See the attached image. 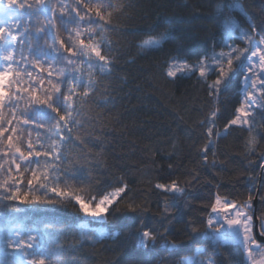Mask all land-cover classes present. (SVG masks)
I'll use <instances>...</instances> for the list:
<instances>
[{
	"label": "trees",
	"instance_id": "16d2710c",
	"mask_svg": "<svg viewBox=\"0 0 264 264\" xmlns=\"http://www.w3.org/2000/svg\"><path fill=\"white\" fill-rule=\"evenodd\" d=\"M234 2L112 0L122 7L109 18V30L103 37L107 47L102 44V51L114 67L111 74L94 77L97 90L86 98L80 127L73 133L87 142L91 176L85 170L78 174L91 181L93 194L119 186L120 177L128 190L102 221L85 218L71 206L37 213L54 216L66 227L90 221L91 227L110 234L94 245L78 244V250L65 258L66 264H180L194 247H203L216 264L244 261L240 245L217 248L203 232L216 194L242 203L254 191L250 178L256 185L252 203L260 186L257 213L259 217L264 214V199L260 198L264 195V111L254 113L256 153L248 154L247 130L233 126L229 135L216 141L215 156L212 150L205 154L202 148L208 140L210 113L219 108L215 135L239 107L243 96L240 78L217 99L209 95L208 84L214 76L204 81L198 74L166 75L173 60L195 64L213 50V45L220 51L226 20H234L248 31L249 23L255 24L258 32L264 30V0H240L247 15L233 11ZM162 34L167 39L159 48L140 47L144 40ZM61 38L68 40L66 33ZM233 43L245 46L239 39ZM82 147L73 148L72 154L83 156ZM204 155L208 156L207 164ZM173 180L185 189L182 197L154 187ZM129 203L134 204L135 212L129 210ZM190 225L200 231L192 232ZM142 230L158 233L154 245H141ZM168 243L176 248L167 247Z\"/></svg>",
	"mask_w": 264,
	"mask_h": 264
},
{
	"label": "snow or ice",
	"instance_id": "6c2138e0",
	"mask_svg": "<svg viewBox=\"0 0 264 264\" xmlns=\"http://www.w3.org/2000/svg\"><path fill=\"white\" fill-rule=\"evenodd\" d=\"M121 7L112 0H0V264H66L65 258L78 250V244L94 245L110 235L91 227L90 221L66 227L54 216L46 218L37 213L71 206L85 218L99 219L128 190L120 177L119 186L93 194L91 181L78 174L85 170L91 176L87 142L73 133L80 127L86 98L97 90L94 77L113 70V60L102 51V44L107 47L103 37L109 30V18ZM232 10L247 15L240 0H235ZM248 28L251 31L226 20L220 51L213 45V50L195 64H169L166 75L170 78L178 73L198 74L207 81L214 76L208 84L209 95L217 99L240 78L243 96L239 107L234 118L215 135L219 108L210 113L208 140L202 148L205 154L212 150L215 156L216 141L229 135L233 126L247 130L249 156L257 152L254 113L264 111V30L258 32L251 23ZM62 33L67 34V42ZM166 39L163 34L151 37L140 47L159 48ZM235 39L245 46L233 43ZM80 146H84L80 148L84 155H73L72 149ZM203 160L207 164L208 156ZM212 164L214 167L215 160ZM250 184L254 191L242 203L216 194L203 236L217 248L240 245L245 257L242 264H264V241L257 240L254 232L256 229L264 237V214L254 224L256 185L252 178ZM154 187L176 197L185 193L175 180ZM127 207L136 211L133 203ZM168 211L165 205L164 212ZM190 227L192 232L200 231L196 225ZM157 236L142 230L141 245H154ZM167 247L174 249L176 245L168 243ZM182 264L216 261L194 247Z\"/></svg>",
	"mask_w": 264,
	"mask_h": 264
},
{
	"label": "water",
	"instance_id": "95a60500",
	"mask_svg": "<svg viewBox=\"0 0 264 264\" xmlns=\"http://www.w3.org/2000/svg\"><path fill=\"white\" fill-rule=\"evenodd\" d=\"M260 189L261 187L259 186V189H258V192L256 194V197L253 201V206H254V214H253V220H254V224H258L259 223V217H258V213H257V206H258V202H259V193H260ZM254 232H257V235H256V239L259 240V241H264V237H261L259 234H258V231L256 229H254Z\"/></svg>",
	"mask_w": 264,
	"mask_h": 264
},
{
	"label": "rangeland",
	"instance_id": "374dc122",
	"mask_svg": "<svg viewBox=\"0 0 264 264\" xmlns=\"http://www.w3.org/2000/svg\"><path fill=\"white\" fill-rule=\"evenodd\" d=\"M174 61H178V60H173L172 62H174ZM172 62H171V63H172ZM180 62H183V61H180ZM167 71H168V70H167ZM179 74H185V73H178L177 75H179ZM252 205H254V204L252 203ZM253 209H254V206H253ZM258 217H259V216H258ZM103 218H104V217H102V218H99L98 220H101V221H102V220H103ZM253 222H254V220H253ZM200 248L203 250V247H200ZM184 259H186V258H184ZM184 259H183V260H184ZM183 260H182V261H183ZM182 261H181V263H180V264H182Z\"/></svg>",
	"mask_w": 264,
	"mask_h": 264
}]
</instances>
